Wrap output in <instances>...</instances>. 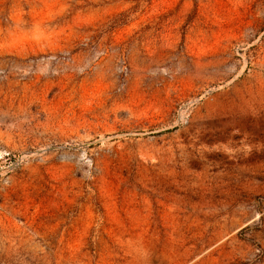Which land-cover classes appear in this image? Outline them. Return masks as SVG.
<instances>
[{"label":"rangeland","instance_id":"rangeland-1","mask_svg":"<svg viewBox=\"0 0 264 264\" xmlns=\"http://www.w3.org/2000/svg\"><path fill=\"white\" fill-rule=\"evenodd\" d=\"M0 264H264V0H0Z\"/></svg>","mask_w":264,"mask_h":264}]
</instances>
